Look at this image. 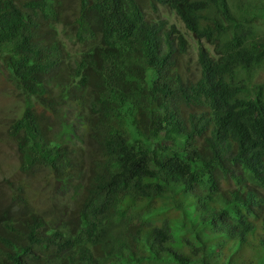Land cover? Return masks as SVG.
Returning <instances> with one entry per match:
<instances>
[{
    "label": "trees",
    "instance_id": "1",
    "mask_svg": "<svg viewBox=\"0 0 264 264\" xmlns=\"http://www.w3.org/2000/svg\"><path fill=\"white\" fill-rule=\"evenodd\" d=\"M263 70L264 0H0V264H264Z\"/></svg>",
    "mask_w": 264,
    "mask_h": 264
},
{
    "label": "rangeland",
    "instance_id": "2",
    "mask_svg": "<svg viewBox=\"0 0 264 264\" xmlns=\"http://www.w3.org/2000/svg\"><path fill=\"white\" fill-rule=\"evenodd\" d=\"M156 8H158V10L155 12L154 15H157L159 17H162L163 20H165L167 22V25H171L174 24L179 30L183 31L185 34H187V38L190 42L191 38L189 37V34L187 33V30L184 26V24L181 22V20L178 19L177 16L173 15V14H169V15H164V11L162 9H160L157 4H156ZM150 11H152V9H149ZM190 55H194L195 54V50L193 51L192 49L190 50ZM254 78L256 79H263L264 78V70L261 72H258ZM0 95L2 97H0V108L7 110H11L14 109V98L12 96V94L10 93V85L9 83L5 80V78L3 77L2 74H0ZM8 112V111H7ZM4 112H1V114ZM0 174L3 172V175L5 174L7 177L11 176L13 177L15 174V170L18 167V158L16 157L14 150H13V145L10 146H6L5 148L3 147L1 153H0ZM2 167V168H1ZM16 176V175H15ZM60 188L56 189V191L59 193ZM43 190H41L42 192Z\"/></svg>",
    "mask_w": 264,
    "mask_h": 264
}]
</instances>
